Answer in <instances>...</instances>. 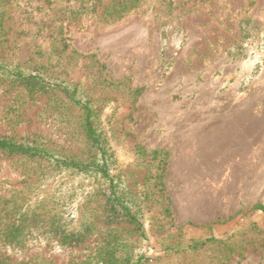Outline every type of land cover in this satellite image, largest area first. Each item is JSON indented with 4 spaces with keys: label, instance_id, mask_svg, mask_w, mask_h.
<instances>
[{
    "label": "rangeland",
    "instance_id": "obj_1",
    "mask_svg": "<svg viewBox=\"0 0 264 264\" xmlns=\"http://www.w3.org/2000/svg\"><path fill=\"white\" fill-rule=\"evenodd\" d=\"M118 1L5 0L0 60L75 85L103 120L133 193H158L150 155L169 152L163 181L172 204L166 213L161 197L147 194L146 264H216L217 255L219 264H264V211L255 208L264 205V0H141L124 13ZM62 98L58 89L0 83V137L83 155L82 111ZM42 167L0 153V199L18 189L30 195L40 182L49 198L93 187L68 172L28 181ZM106 228L99 221L75 247L33 238L0 254L71 264L94 251Z\"/></svg>",
    "mask_w": 264,
    "mask_h": 264
},
{
    "label": "trees",
    "instance_id": "obj_2",
    "mask_svg": "<svg viewBox=\"0 0 264 264\" xmlns=\"http://www.w3.org/2000/svg\"><path fill=\"white\" fill-rule=\"evenodd\" d=\"M140 2L141 0H119L117 12L132 10ZM3 3L5 0H0V7ZM5 36L3 14L0 11V46L4 43ZM0 83L23 86L30 93H45L58 89L63 95L61 101L64 105L82 111L78 118L87 140V151L85 150L83 155H64L28 138L0 137V153L18 156L20 160L48 168L43 172L30 169L28 181L33 176L36 180H49V177L54 179L68 172L73 177L93 184L92 189L82 196L77 193L64 197L57 196V193L50 198L40 196L39 189L43 186L40 182L30 195L26 194L24 189H18L9 197L1 198L0 247L23 250L33 238L55 240L63 247L79 246L93 236L99 221H102L108 228L105 229L101 242L90 255L71 264H146L151 258L150 236L146 228L150 219L147 194L157 196V199L160 196L166 213H170L172 204L171 198L165 194L163 181L167 165L165 160L169 152L153 150L150 155L151 160L157 163L154 178L159 181L156 183L158 193L149 191L147 186L144 191L133 193L128 187L125 175L115 167L116 159L103 120L91 106L90 100L77 98L78 89L75 85L49 79L39 71L1 60ZM81 185L85 190L86 187ZM76 190L72 188L70 191ZM96 205L103 206L102 218L98 215L100 211ZM255 208L264 211L262 204L256 205ZM121 224H129L132 227L124 228ZM210 240L212 239L194 242L191 247L196 248ZM218 260L217 255L216 264H219ZM0 264H52V262L38 257L12 263L10 256L4 258L0 254Z\"/></svg>",
    "mask_w": 264,
    "mask_h": 264
}]
</instances>
